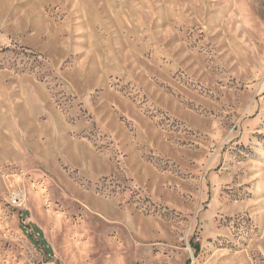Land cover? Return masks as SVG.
I'll return each mask as SVG.
<instances>
[{
  "label": "rangeland",
  "instance_id": "374dc122",
  "mask_svg": "<svg viewBox=\"0 0 264 264\" xmlns=\"http://www.w3.org/2000/svg\"><path fill=\"white\" fill-rule=\"evenodd\" d=\"M50 257L264 264V0H0V264Z\"/></svg>",
  "mask_w": 264,
  "mask_h": 264
},
{
  "label": "built area",
  "instance_id": "2783aa9c",
  "mask_svg": "<svg viewBox=\"0 0 264 264\" xmlns=\"http://www.w3.org/2000/svg\"><path fill=\"white\" fill-rule=\"evenodd\" d=\"M33 264H60V262L56 259V258H46L45 260H42L40 262L37 263H33Z\"/></svg>",
  "mask_w": 264,
  "mask_h": 264
},
{
  "label": "bare ground",
  "instance_id": "6f19581e",
  "mask_svg": "<svg viewBox=\"0 0 264 264\" xmlns=\"http://www.w3.org/2000/svg\"><path fill=\"white\" fill-rule=\"evenodd\" d=\"M58 254V253H57Z\"/></svg>",
  "mask_w": 264,
  "mask_h": 264
}]
</instances>
